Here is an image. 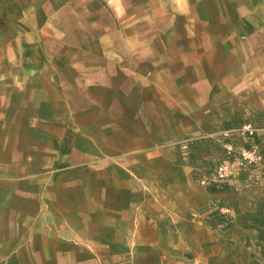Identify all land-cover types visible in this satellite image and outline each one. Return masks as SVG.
<instances>
[{"label":"crops","instance_id":"obj_1","mask_svg":"<svg viewBox=\"0 0 264 264\" xmlns=\"http://www.w3.org/2000/svg\"><path fill=\"white\" fill-rule=\"evenodd\" d=\"M31 1L38 16L48 17L43 28L58 45H78L79 0ZM202 1L205 9L177 12L166 0L148 18L147 9L133 10L139 20L128 27L132 32L98 35L101 45H116L56 54L84 64L14 89L11 98H20L0 103V264H174L179 257L185 264L191 249L178 226L228 193L234 224L201 228L198 237L216 233L217 244L201 246L197 263L225 264L229 244L239 262L261 256L264 264V166L239 170L213 198L194 179V167L175 164L161 141L173 143L176 111L196 127L195 140L207 136L199 112L213 108L211 125L224 130L235 121L238 94L264 95V0ZM175 22L196 34L179 39ZM128 46L140 83L134 101L79 100L80 74L100 72L112 82ZM119 93L126 95V85ZM256 114L264 107L248 109V116ZM223 133L213 137L221 142Z\"/></svg>","mask_w":264,"mask_h":264},{"label":"rangeland","instance_id":"obj_2","mask_svg":"<svg viewBox=\"0 0 264 264\" xmlns=\"http://www.w3.org/2000/svg\"><path fill=\"white\" fill-rule=\"evenodd\" d=\"M167 1L170 5V0ZM31 4V0H0V103L15 101L12 99H16V97H18V100L21 93L13 94L11 98L14 89L37 86L47 76L50 79L53 76H58L59 72L64 75L69 66L74 70L77 69V66L84 64L82 62H65L62 58H56L59 54L69 52L72 54H93L101 52V49L105 48L106 45H116L113 43L101 45V38H98V35H102L106 30L110 32L112 29L115 33L118 32V29L122 31L126 29V32L130 29L129 32H132V29L128 27H131L135 18L139 20L133 10L147 9L144 18H148L150 9L165 5L166 0H79V24H76V28L79 29L77 32L79 40L77 39L78 45L75 46L58 45L57 41L59 40H55L53 31L43 28V24L48 22V17L46 15L38 16V9H31ZM171 8L205 9L202 0H172ZM82 9H90V12L82 11ZM40 24L42 25L40 26ZM174 27L177 29L174 32L176 35L178 34L179 39L186 38L187 34L189 36L193 33L196 34L195 29L190 28V31L183 29L180 22H175ZM89 28H93V30L90 31ZM89 31L93 35H89ZM64 34L63 31V39L67 40ZM223 34H226L225 31H223ZM90 37L94 40V43L88 45V41H91ZM129 48L130 46H128L127 53H125L129 57L117 63L120 72L118 76L115 75L112 82H110L111 78H107L108 76H99L98 73L100 72L80 74L79 100L80 96L84 95L96 103L109 102L111 105L123 101H134L132 89L140 83L138 81L139 74H136L135 70L133 71V59L135 57L132 54L133 49L129 50ZM182 48L188 49L190 47L183 46ZM111 52L118 51L114 47ZM122 85H126L127 93L125 96L119 93ZM227 103H229L228 100ZM234 103L237 109L235 121L224 126L225 131L211 125L215 111L213 108H209L206 109L204 116L202 115L203 111L198 114L201 116L200 121L203 125L201 126V133L204 132L203 134L207 136L194 140L193 137L196 136L193 135L198 132L196 127L183 124L187 122V116L182 111H176L173 115L175 121L172 134L174 136L173 143L171 141L165 142L163 136L161 140L162 145H167V149L173 150L175 164L186 162L194 167V179L201 186L210 187L213 198L220 195L218 192L219 187H225L224 183L234 179L239 170H259L264 166V114L248 116V109L257 110L264 107V95L238 94ZM141 111L144 113L143 110ZM138 112L140 113V111ZM191 119L193 118L191 117ZM193 127L194 130L188 129ZM154 128L159 135L158 129ZM248 128L253 132L251 133ZM220 131L225 133L221 135V142H218L213 135ZM232 135L233 138H231ZM222 168L228 169L225 179L219 178V172ZM221 195H223V192H221ZM227 195L228 197H223L222 202L219 204L212 199L195 213L194 221L184 222L178 226L180 230H185L187 238L184 239V242L191 249L189 262L185 264H201L197 263L200 259L198 254L201 252V246L210 248L217 244L215 243L217 240L216 233L213 235L206 234L203 238L198 237L199 234H202L201 228L209 226L208 229L211 227L213 231H216L220 228H229L234 224L231 210L226 209L230 205L228 201L231 194L228 193ZM198 216L201 217L198 218ZM219 216L223 217L224 224L215 226L214 224ZM199 222L203 226L199 225ZM206 230H204L205 233H208ZM224 249L227 252V262L225 264H245L239 262L232 246L227 244ZM177 261L179 263L174 260V264H182L180 257ZM221 262L217 260L212 261L210 264H222ZM262 263L261 256H257L250 264Z\"/></svg>","mask_w":264,"mask_h":264},{"label":"built area","instance_id":"obj_3","mask_svg":"<svg viewBox=\"0 0 264 264\" xmlns=\"http://www.w3.org/2000/svg\"><path fill=\"white\" fill-rule=\"evenodd\" d=\"M248 130L252 133L253 131L250 130V128H248ZM253 155V154H252ZM251 156V155H250ZM227 168H222L219 172V178L220 179H225L227 177Z\"/></svg>","mask_w":264,"mask_h":264},{"label":"trees","instance_id":"obj_4","mask_svg":"<svg viewBox=\"0 0 264 264\" xmlns=\"http://www.w3.org/2000/svg\"><path fill=\"white\" fill-rule=\"evenodd\" d=\"M263 152H264V150H263ZM224 224V220H223V217H217V219H216V222H215V226H220V225H223Z\"/></svg>","mask_w":264,"mask_h":264},{"label":"bare ground","instance_id":"obj_5","mask_svg":"<svg viewBox=\"0 0 264 264\" xmlns=\"http://www.w3.org/2000/svg\"><path fill=\"white\" fill-rule=\"evenodd\" d=\"M179 3H180V2H179ZM173 6H174V5H173ZM181 6H182V5H181ZM176 8H177V7H176ZM180 9H181V8H180ZM185 9H186V8H185ZM119 10H120V9H119ZM181 10H182V9H181ZM175 11H177V9H176ZM183 11L185 12V10H183ZM183 11H181V12H183ZM177 12H178V11H177ZM191 12H192V11H191ZM118 13H121V12H118ZM132 17H133V16H132ZM191 21H192V19H191ZM191 21H190V22H191ZM195 26H196V25H195ZM200 26H201V25H200ZM205 31H206V30H205ZM152 32H153V31H152ZM198 33H199V32H198ZM137 34H138V33H137ZM163 54H164V53H163ZM155 55H156V54H155ZM161 55H162V54H161ZM234 68H235V67H234ZM232 69H233V68H232ZM232 69H231V70H232Z\"/></svg>","mask_w":264,"mask_h":264}]
</instances>
